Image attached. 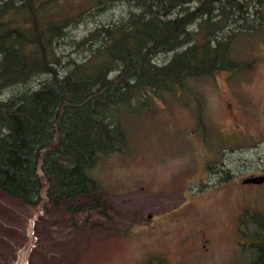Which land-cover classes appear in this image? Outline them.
Wrapping results in <instances>:
<instances>
[{
    "label": "trees",
    "instance_id": "1",
    "mask_svg": "<svg viewBox=\"0 0 264 264\" xmlns=\"http://www.w3.org/2000/svg\"><path fill=\"white\" fill-rule=\"evenodd\" d=\"M115 1L94 0L96 12ZM123 1L125 11L76 39L69 28L87 10L60 15L50 0H0V88L17 86L0 99V194L62 205L71 217L83 211L89 228L101 226L90 210L109 207L94 170L128 147L130 118L156 98L190 91L196 78L250 68L236 41L264 29V0ZM64 37L81 57L62 62ZM42 75L38 85L27 84ZM247 219L242 250L264 264V212L245 208ZM164 261L151 256L146 264Z\"/></svg>",
    "mask_w": 264,
    "mask_h": 264
},
{
    "label": "rangeland",
    "instance_id": "2",
    "mask_svg": "<svg viewBox=\"0 0 264 264\" xmlns=\"http://www.w3.org/2000/svg\"><path fill=\"white\" fill-rule=\"evenodd\" d=\"M50 1L60 15L87 10L69 28L76 39L128 8L116 0L99 13L94 0ZM68 37L57 47L62 62L82 55ZM235 52L250 68L196 78L190 91L156 98L130 118L128 147L94 170L109 207L89 218L101 226L84 227L83 211L71 217L62 205L0 194V264H146L151 256L164 264H255L242 250L249 220L241 219L245 208L264 212V181L242 179L264 174V29L239 37ZM16 87L0 88V99Z\"/></svg>",
    "mask_w": 264,
    "mask_h": 264
},
{
    "label": "water",
    "instance_id": "3",
    "mask_svg": "<svg viewBox=\"0 0 264 264\" xmlns=\"http://www.w3.org/2000/svg\"><path fill=\"white\" fill-rule=\"evenodd\" d=\"M264 181V174H252L242 179V182L258 183Z\"/></svg>",
    "mask_w": 264,
    "mask_h": 264
}]
</instances>
